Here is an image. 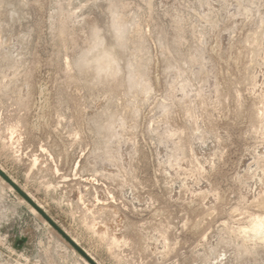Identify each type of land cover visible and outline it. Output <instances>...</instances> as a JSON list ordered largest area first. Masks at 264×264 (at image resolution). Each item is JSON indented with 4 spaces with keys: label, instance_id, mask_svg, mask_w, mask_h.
I'll use <instances>...</instances> for the list:
<instances>
[{
    "label": "rangeland",
    "instance_id": "rangeland-1",
    "mask_svg": "<svg viewBox=\"0 0 264 264\" xmlns=\"http://www.w3.org/2000/svg\"><path fill=\"white\" fill-rule=\"evenodd\" d=\"M0 170L95 264H264V0H0ZM0 264L91 263L0 175Z\"/></svg>",
    "mask_w": 264,
    "mask_h": 264
},
{
    "label": "bare ground",
    "instance_id": "bare-ground-1",
    "mask_svg": "<svg viewBox=\"0 0 264 264\" xmlns=\"http://www.w3.org/2000/svg\"><path fill=\"white\" fill-rule=\"evenodd\" d=\"M111 62L112 57L109 54H102L94 60L96 66L101 69H106ZM244 233L250 239L264 240V216H255Z\"/></svg>",
    "mask_w": 264,
    "mask_h": 264
},
{
    "label": "water",
    "instance_id": "water-1",
    "mask_svg": "<svg viewBox=\"0 0 264 264\" xmlns=\"http://www.w3.org/2000/svg\"><path fill=\"white\" fill-rule=\"evenodd\" d=\"M0 175L25 199L27 202L35 208L77 251H79L91 264H95L87 254L57 225L53 220L25 193L23 192L13 181H11L1 170Z\"/></svg>",
    "mask_w": 264,
    "mask_h": 264
}]
</instances>
